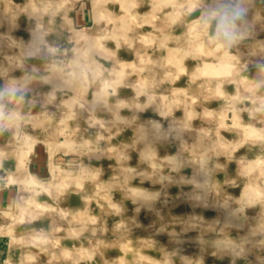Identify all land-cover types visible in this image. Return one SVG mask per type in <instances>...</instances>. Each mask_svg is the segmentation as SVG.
I'll list each match as a JSON object with an SVG mask.
<instances>
[{"label":"rangeland","instance_id":"rangeland-1","mask_svg":"<svg viewBox=\"0 0 264 264\" xmlns=\"http://www.w3.org/2000/svg\"><path fill=\"white\" fill-rule=\"evenodd\" d=\"M221 2L0 0V264H264V0L227 56Z\"/></svg>","mask_w":264,"mask_h":264},{"label":"clouds","instance_id":"clouds-1","mask_svg":"<svg viewBox=\"0 0 264 264\" xmlns=\"http://www.w3.org/2000/svg\"><path fill=\"white\" fill-rule=\"evenodd\" d=\"M246 9L241 0H222L219 7L210 16L215 20L214 34L209 36V42L214 44L217 50L227 54L229 50L244 38L241 24L245 21ZM15 114H10L7 119L13 120Z\"/></svg>","mask_w":264,"mask_h":264}]
</instances>
